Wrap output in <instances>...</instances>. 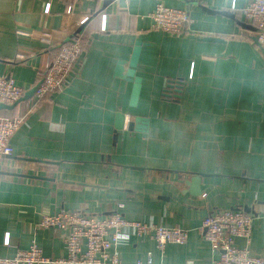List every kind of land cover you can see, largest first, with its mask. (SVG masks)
Masks as SVG:
<instances>
[{
	"label": "crops",
	"instance_id": "obj_1",
	"mask_svg": "<svg viewBox=\"0 0 264 264\" xmlns=\"http://www.w3.org/2000/svg\"><path fill=\"white\" fill-rule=\"evenodd\" d=\"M250 1L0 0V75L24 89L13 109L0 110L24 117L13 154L0 159V258L33 242L63 257L64 233L42 227L44 216L119 212L187 232L184 245L163 251L130 237L117 246L120 263L210 264L218 254L198 229L216 209L252 214L249 251L264 257V44L243 17ZM158 4L188 12L181 36L152 28ZM75 37L85 45L64 84L37 100L30 92L55 43ZM137 41L141 91L131 107L123 77ZM136 118L147 120L145 132L134 130Z\"/></svg>",
	"mask_w": 264,
	"mask_h": 264
},
{
	"label": "built area",
	"instance_id": "obj_2",
	"mask_svg": "<svg viewBox=\"0 0 264 264\" xmlns=\"http://www.w3.org/2000/svg\"><path fill=\"white\" fill-rule=\"evenodd\" d=\"M231 7H234V3ZM45 10H49V3ZM242 12L244 20L254 26L257 43L261 47L264 44V0H251ZM148 17L153 29L175 36H181L191 22L186 10L161 4H158ZM86 20L87 18H84L81 23ZM42 36L38 35L40 38H43ZM55 44L54 57L47 65L42 81L32 87L35 88L33 95L37 100H44L49 93L64 84L67 74L85 45L79 37ZM23 94L24 89L17 86L11 78L0 75V103L12 105ZM23 122L24 117L18 114L0 118V159L13 154L10 138ZM253 220L252 214L237 209H216L203 218L198 233L208 242L211 250L218 254V258L210 264H264V257L254 256L249 251ZM41 226L64 233L63 257L49 258L33 242L28 249L18 251L12 258H0V264H122L116 249L130 237L153 240L160 251H163L166 245H184L187 241V232L178 227L167 228L126 220L119 212L97 217L78 211H60L51 216H44ZM236 239L244 240V248L235 246ZM146 264L151 263L148 261Z\"/></svg>",
	"mask_w": 264,
	"mask_h": 264
},
{
	"label": "water",
	"instance_id": "obj_3",
	"mask_svg": "<svg viewBox=\"0 0 264 264\" xmlns=\"http://www.w3.org/2000/svg\"><path fill=\"white\" fill-rule=\"evenodd\" d=\"M256 39H257V37H256ZM140 47H141V42H139V41L135 42L134 47L132 48L130 59L128 61V70H127L125 76L123 77L124 80H128L129 82L132 83V89H131V94H130V102H129V105L131 107H135L136 106L137 101L139 99L140 91H141V78L135 75L136 68L138 67V60H139L140 49H141ZM116 73L118 75H121V67L120 66H118ZM171 84L173 85V83H171ZM171 84L169 83V85H168V87L170 89H172ZM34 91H35V88H32L30 93H34ZM28 93L22 99H27L28 96H29ZM19 101H20V99L17 102H15L14 104H12V105H6V104L0 103V110H3V109L11 110V109L14 108V106ZM135 122H136V125L134 127L135 131H141V132H145L146 131V127H147V120L146 119L136 118ZM116 123L117 124L115 125V134L117 136V132L123 129V125H124V116H123V114L116 115ZM139 123H141L142 128H139L140 127V126H138ZM132 125H133V123H129L128 127L132 128ZM201 177H202V175L197 174L196 177L192 178V182L194 184L199 183Z\"/></svg>",
	"mask_w": 264,
	"mask_h": 264
},
{
	"label": "trees",
	"instance_id": "obj_4",
	"mask_svg": "<svg viewBox=\"0 0 264 264\" xmlns=\"http://www.w3.org/2000/svg\"><path fill=\"white\" fill-rule=\"evenodd\" d=\"M83 40V39H82ZM83 42H84V40H83Z\"/></svg>",
	"mask_w": 264,
	"mask_h": 264
}]
</instances>
